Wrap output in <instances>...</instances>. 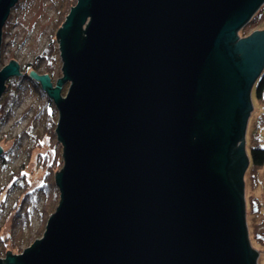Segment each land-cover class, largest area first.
Returning <instances> with one entry per match:
<instances>
[{"label":"water","instance_id":"water-1","mask_svg":"<svg viewBox=\"0 0 264 264\" xmlns=\"http://www.w3.org/2000/svg\"><path fill=\"white\" fill-rule=\"evenodd\" d=\"M16 2L0 0V48ZM263 4L75 0L55 33L61 77L28 73L57 110L58 202L0 264H257L245 135L264 29L238 32ZM21 75L0 67V99Z\"/></svg>","mask_w":264,"mask_h":264},{"label":"rangeland","instance_id":"rangeland-1","mask_svg":"<svg viewBox=\"0 0 264 264\" xmlns=\"http://www.w3.org/2000/svg\"><path fill=\"white\" fill-rule=\"evenodd\" d=\"M63 1L64 0H17L16 4L11 7L7 18L8 23L4 24L2 29L0 67L7 64L9 60H15L19 64L21 71L27 63H32L36 61L35 58L45 55L49 50L48 47L51 44V40L56 41L54 36L59 28V11ZM262 6L259 16L254 20L251 19L244 27H241L238 32L239 37H245L254 30L264 29V5ZM54 48L55 51L51 52V58L53 59V61H51L52 77L49 76L53 85L57 80L56 78L61 77V61L58 54L57 43ZM47 63V60L42 58L38 63L37 69L33 71L38 75L47 74L44 69L47 67ZM19 78L20 77L10 78V82H12V79L17 80ZM8 83L9 81L5 84V89L0 99V105L3 102L2 99L10 90ZM255 83L250 93L252 111L247 121L249 129L247 125V133L245 135L246 153L249 137L248 133L251 130L250 125L253 119L261 112V106L256 103L253 97ZM67 87L68 83H65L63 85V94L66 92ZM38 89H40V86L37 82L34 81L33 83L28 79L22 80L13 93L15 101L8 107H4V112L0 111V148L4 156V162L0 163L1 259L5 257L3 249L6 247H4V245L10 249V239L17 236L19 230L22 229L24 237L30 239L28 243L20 244V248L24 249L36 239V233L40 228L43 232L45 225L44 223L43 227L41 226L43 218L41 210L44 201L42 193L38 194L33 199L31 206H26L29 212L27 224H23L19 217L12 219L13 210H11L15 202H17V200L19 202L21 199L20 195H22L21 191L22 187H24L22 186L24 182H22V180L18 182V179H16L18 178V174H24L25 179H28L30 182V189L41 184L45 173L44 161H42L41 158L46 152L49 154L53 147H50V142H48L47 138L43 135L44 119L43 117H39V113L40 111H46L42 105V96L39 94ZM261 135L263 138L264 131ZM38 137L41 139L40 146L35 144V140ZM8 149L11 150L9 151ZM38 154H40V157ZM48 154V162L46 160V165H48L52 159L51 153ZM257 176V184L252 188L248 181V174L244 175L245 219L251 247L256 249L259 254L257 264H264V225L261 226L258 224L260 220H264V169L258 170ZM13 180L17 181V183L10 189L9 185H11ZM256 205L258 206L262 218L256 216ZM50 214L47 215V217L50 216ZM5 238H7V240L3 243L2 241ZM9 251L11 252V250Z\"/></svg>","mask_w":264,"mask_h":264},{"label":"trees","instance_id":"trees-1","mask_svg":"<svg viewBox=\"0 0 264 264\" xmlns=\"http://www.w3.org/2000/svg\"><path fill=\"white\" fill-rule=\"evenodd\" d=\"M75 4V0H64L63 3L61 4V9L59 11V22H58V27H60L61 23L63 22L65 15L67 14L69 8ZM264 5V4H263ZM263 6L259 8V10L251 17L252 20L256 19L259 16V12ZM251 21V20H250ZM8 23V20H6L5 24ZM56 38V36H54ZM57 42L54 40H51V44L48 47L49 50L45 53L44 56H39L36 59V61H33L32 63H27L22 69V75L20 76L19 79H9V86L10 90L8 91V94L2 99L3 102L0 105V111L4 112V107H8L13 101H15V96H14V91L17 89L18 85L21 83V81L24 79L31 80L33 83L34 81L28 77V73L30 70H36L39 61L43 58L47 60V67L45 69V73H47L50 77H52V71H51V61L53 59L51 58V52L55 51V44ZM52 59V60H51ZM7 81V82H8ZM36 84V83H35ZM38 88V86H37ZM39 90V94L42 96V105L45 108V111H40L39 117H43L44 119V132L43 135L47 138L48 142H50V147L51 149V161L46 165V160L47 159V152L42 155L41 160L44 161L45 165V173L43 177V182L37 186L32 187L31 189L29 188L30 182L28 179H25L24 174H18V182L22 180L24 184L21 185L24 186L22 187V195L21 199L17 200L15 202L14 206H12L11 210L12 212V219L15 217L21 218V221L23 224H27L28 222V207L31 206L33 199L40 193L44 196V201L42 204V222L41 226L43 227V224L45 223V220L47 218V215H49L53 210L58 199V190L55 186L54 180H53V175L55 172L60 170V167L62 166V161L60 157V152L61 151V146L59 142L56 141L55 134H54V127H55V121H56V116H57V110H55V107L52 103V101L46 96V93H44L41 89ZM62 94H63V87H62ZM253 97L255 98V101L257 104L261 106V112L253 119L252 124L250 125V132L248 141H247V155L249 158V166L248 169L246 170V174H248V181L250 182V185L252 188H254L257 184V173L258 170L264 169V135L262 138L261 133L264 131V70L260 74L259 78L256 79L255 86L253 88ZM248 129H249V124H248ZM35 144L41 145V139L38 137L35 140ZM9 151L11 149H8ZM49 153V154H50ZM48 154V155H49ZM40 157V154H38ZM14 179V180H16ZM12 181L11 185H9L10 189L12 188L13 185L17 183V181ZM8 189V190H10ZM246 205V204H245ZM28 206V207H26ZM257 206V205H256ZM256 216L259 218H262L258 206L256 207ZM261 226L264 225V220L259 221ZM42 233L41 228L37 231L36 237H39ZM7 238H5L2 242L5 243ZM11 244H10V249L7 248L3 249L4 252H7L8 250H11L12 254H17L22 251V248L20 246L23 243H28L30 239L27 237H24L23 235V230H19L18 235L15 236L14 238H11ZM259 242V241H258ZM21 244V245H20Z\"/></svg>","mask_w":264,"mask_h":264},{"label":"flooded vegetation","instance_id":"flooded-vegetation-1","mask_svg":"<svg viewBox=\"0 0 264 264\" xmlns=\"http://www.w3.org/2000/svg\"><path fill=\"white\" fill-rule=\"evenodd\" d=\"M15 77V76H14ZM10 78H13V77H10ZM9 78V79H10ZM7 82V81H6ZM6 82H5V84H6ZM41 89V88H40ZM42 90V89H41ZM43 91V90H42ZM2 162H4V156H3V153L2 152H0V163H2ZM258 237V236H257Z\"/></svg>","mask_w":264,"mask_h":264},{"label":"clouds","instance_id":"clouds-1","mask_svg":"<svg viewBox=\"0 0 264 264\" xmlns=\"http://www.w3.org/2000/svg\"><path fill=\"white\" fill-rule=\"evenodd\" d=\"M22 73V72H21Z\"/></svg>","mask_w":264,"mask_h":264}]
</instances>
